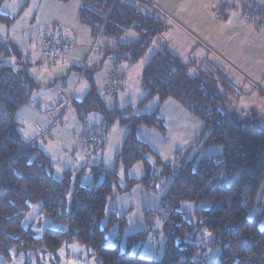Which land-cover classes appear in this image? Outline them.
Returning a JSON list of instances; mask_svg holds the SVG:
<instances>
[{
    "label": "trees",
    "instance_id": "1",
    "mask_svg": "<svg viewBox=\"0 0 264 264\" xmlns=\"http://www.w3.org/2000/svg\"><path fill=\"white\" fill-rule=\"evenodd\" d=\"M5 1L0 0V23L10 27L16 16L1 13ZM80 2V23L92 29L94 39L100 33L99 41L102 37L117 40L116 55L131 64L139 61L165 30L164 18L148 0ZM130 30L138 34V40L118 41ZM94 53L86 65L68 69L78 70L89 84L87 94L81 100H73L70 108L81 120L91 112L98 113L102 116V130L116 121L128 130L116 157L117 165L128 170L142 162L144 176L140 182L147 190H155L162 180H170L161 202L167 212L162 257L158 261L143 259L105 246L107 227L101 228L100 224L106 215L107 201L118 187L116 169L94 166V178L102 177L95 187L83 186L73 170L64 171L63 177L56 179L50 158L38 142L22 139L15 113L29 103L34 92L49 88L56 81L43 84L30 73L33 67L45 68L42 51L40 59L32 62L24 58L25 53L15 43L0 41V264L10 262L13 255L56 253L69 244L91 250L101 264H200L195 257L204 248L193 241L194 230L199 228L213 235L207 247L221 248L218 260L212 264H264V128L256 115L240 119L231 111L229 96L238 99L241 95L235 83L216 70L212 72L220 75L218 79L203 73L192 77L188 70L193 64L183 62L168 49L160 50L149 60L140 80L145 92L142 104L152 99L159 103L174 99L203 123L198 140L204 146L222 147L220 156L184 160L179 166L164 164L136 134L142 126L164 132L162 120L156 112L136 114L131 105L122 110L109 108L93 80L105 57L92 64ZM104 145L105 142L88 153ZM148 156L154 157L158 173ZM184 201L206 202L210 208L196 211L197 220L192 224L179 210ZM35 204L60 229H46L39 234L31 227H23L24 216ZM256 205L263 209L248 219ZM118 220L111 212L108 226ZM119 221L124 228V219ZM137 236L142 238L144 233Z\"/></svg>",
    "mask_w": 264,
    "mask_h": 264
},
{
    "label": "rangeland",
    "instance_id": "2",
    "mask_svg": "<svg viewBox=\"0 0 264 264\" xmlns=\"http://www.w3.org/2000/svg\"><path fill=\"white\" fill-rule=\"evenodd\" d=\"M80 0H7L1 7V13L16 16V20L13 25L6 26L0 23V41H11L18 45L22 52L25 53V59H29L32 62L40 59L42 51V39L48 35L54 34L57 31H61L64 37L72 38V29L81 34L80 28L84 26L77 22V15H79L78 4ZM222 3H231L227 0ZM242 5L248 6L253 10L257 8L251 3H264V0H243ZM215 2V0H202L201 13L199 15L204 18V14L210 16V11H203L205 7ZM197 15V14H196ZM195 15V16H196ZM194 18V17H193ZM192 21L188 24L185 23L184 28L194 34ZM173 22V21H172ZM173 24V23H172ZM213 24H211L212 26ZM193 26V27H192ZM209 27V24L206 26ZM85 28V26H84ZM176 28V27H174ZM71 30V33H70ZM188 34V33H187ZM185 35L181 30L174 29L169 35L174 37L177 45L181 46V42L184 41L188 44L185 49L175 51L183 59L185 63L196 60L201 52V47L198 43L192 40V37ZM167 34V36H169ZM94 39V38H93ZM72 41V40H70ZM93 41V40H92ZM180 41V42H179ZM80 43V40H79ZM78 43V44H79ZM100 44V41L97 45ZM198 45L197 54L191 51L192 47ZM77 45V44H76ZM98 47V46H97ZM162 48L157 47L156 44H152L148 52L136 63H118V67H123L125 71L124 79L119 80L121 89L114 97L105 94L103 76L107 73V70L117 69L112 64H106L105 67L100 68L94 76L95 86L100 93L101 97L109 108L122 110L128 105L134 108L136 114H150L156 112L158 117L162 120L165 131L160 132L154 128L140 127L136 134L137 138L146 143L151 150L160 158L164 164H173L179 166L181 161H193L199 160L203 157H216L222 154V147L219 145L204 146L203 141L200 139L203 131V123L195 116L188 113L182 105L176 102L174 99L169 98L159 103L158 100L152 99L151 101L142 104L145 98V92L140 86V80L143 69L151 57L159 52ZM178 49V48H177ZM204 53V49H202ZM75 52L69 50L65 55H70ZM207 60L213 58L208 51H206ZM253 53V52H252ZM96 54H93L92 61L95 60ZM84 55L80 56L82 58ZM86 57V56H85ZM85 57L80 61L71 59L68 57H62L57 63L58 68L64 64L63 67L68 65L83 66L85 63ZM68 61H71L68 62ZM54 66V68H56ZM43 67H33L30 73L37 81H44L47 83L53 81L52 72H46ZM210 68L205 65L193 64L190 66L188 72L192 77H197L200 74L214 75L213 78L218 79L220 75H216ZM219 73L224 76L236 77V75L226 74V67H219ZM46 72V73H45ZM124 73V72H123ZM78 73L75 71L70 72L68 79L70 83L67 85L71 88L77 81ZM239 81L234 80L235 86H239ZM75 95L77 98L82 97L88 91V86L85 82L77 85ZM54 88L56 90H54ZM70 88V87H69ZM247 89V88H245ZM68 86H65L60 90L58 85L53 84L50 89L51 93H54L55 98L59 91L66 92ZM35 93V92H34ZM33 93V94H34ZM36 95L30 99L29 103L21 107L15 113V120L20 124L21 137L25 142H30L35 137L40 135L37 127L44 128L48 123L45 116V111L41 106L42 103L36 104L38 109H34L33 106L29 107L32 99L34 100ZM231 111L236 113L240 119L250 118L251 114L248 112L249 108L258 109L264 111V102H261L260 98L256 95V92L252 91L248 96H244L241 99H235L229 96ZM37 103V101L35 102ZM74 112V111H73ZM72 111L68 115V120L65 121L60 134H55L59 127L53 128L45 137L38 139V146L46 152L50 158V163L53 167V176L56 179L63 177V172L66 170H73L76 176H80V183L83 186L95 187L98 186L102 177H95L91 173L92 168L97 165H102L107 169H116L118 174V187L114 189V195L110 197L106 204V215L101 220V228H106V242L105 246L111 248H118L121 252H126L130 255H137L143 259H149L158 261L161 259L164 252L166 236L163 230V223L166 219L167 212L161 207V202L164 194L166 193L169 181L162 180L155 190H147L142 184L141 180L144 176V166L142 162L135 163L128 170H124L120 164L117 165V159L123 142L126 138L128 130L119 124L118 121L108 128L101 129L102 116L96 112H91L86 115L83 120L79 119L76 112V116ZM75 120L73 119V116ZM47 117V118H46ZM66 118V119H67ZM52 120V118H51ZM85 120V122H83ZM261 126L264 128V117L260 118ZM95 126V128H93ZM86 133L93 135L95 133H101L105 137L104 147L96 150L93 154L86 156L83 149L84 138L82 147L80 144L74 141V129L78 130L85 128ZM73 130V132H72ZM85 133V134H86ZM148 160L158 173L160 170L154 165V157L148 156ZM128 180H133L135 183L132 185ZM120 188L121 190H118ZM126 189V190H125ZM261 202H264V194L261 196ZM210 208V204L206 202H187L184 201L180 204L179 210L184 214L185 219L189 223H196L197 217L196 211ZM264 208V207H263ZM261 206H255L248 215V219H252L254 215L259 213ZM113 212L120 220L124 219L125 227H121V223L118 220L115 224L108 226V216ZM23 227H31L39 234L46 229L58 228L59 225H55L50 219L46 218L40 213V205L35 204L31 207L29 212L24 216L22 221ZM144 233L142 238L137 235ZM134 237V239H133ZM213 240V235L207 230L199 228L194 230L193 241L198 244L201 250L195 257V260L200 264H212L216 262L221 253L220 247L209 248L208 244ZM5 264H101L99 259L91 252V250L77 245L69 244L63 245L56 253H48L41 255L40 253H28L13 255L12 260Z\"/></svg>",
    "mask_w": 264,
    "mask_h": 264
},
{
    "label": "crops",
    "instance_id": "3",
    "mask_svg": "<svg viewBox=\"0 0 264 264\" xmlns=\"http://www.w3.org/2000/svg\"><path fill=\"white\" fill-rule=\"evenodd\" d=\"M148 1L161 13L162 17L164 18L165 25L164 32L161 35L157 36L153 40L151 45L156 44L157 47H161L162 49H168L173 54L178 56L181 60H183L175 51L185 49L188 44H186L183 39V41L181 42V46L177 45L174 40V37H171L169 33H171L174 29L181 30L185 35L188 33L189 36L192 37V40H194L195 43H198L201 47V52H199L198 54L196 53L198 52V45L196 44L194 47H192L191 51L199 56L196 60L190 61L189 64H198L200 66L205 65L211 70H216L217 72H220L219 67H226V74L228 73L231 75H236V77H226L233 82L234 80L239 81V86H237V89L241 95L238 99H241L244 96H248V94H251L252 91H255L256 95L258 96V98H260L261 102H264V25H258L255 21L246 19L244 17L242 12L239 10V6L242 5V2L244 3L245 1L227 0L231 2L230 4L232 8L224 17H221L218 14V9L221 4L220 2L223 1L215 0V2L204 8L203 11H210V16L204 14V18L199 15V13H201V3L199 2L202 0ZM251 4H253L261 13H264L263 2ZM81 5L82 3L79 1L77 13L79 12ZM192 18V24L194 25V27H192L195 35L189 33L186 28H184L185 23H190L192 21ZM77 22L81 24L79 21V15H77ZM208 24L209 27L207 28L206 26ZM211 24L213 25L211 26ZM84 26H81L83 28H80V30H82L81 34H79V32H77L76 30L72 29L73 37L67 38L69 41L72 40V42L75 44V52L68 55L70 57L69 60L73 59V61H80L81 59H83V57H85L87 54L89 46H91V44L94 42L92 29L88 26H85L84 28ZM167 34L169 36H167ZM138 37L139 36L136 32L130 30L127 31L118 41L122 43L135 42L136 40H138ZM151 45L149 49L151 48ZM116 49L117 40H112L106 37L100 38V44L98 45L97 51L95 52L97 53L96 58L94 61H92V64H98L100 59H102V57L104 56L105 60L99 68L105 67L108 63L112 64V66L118 68V71L117 69H114V72L116 73L118 79L121 80L125 77V71H123V67L120 71V68L117 64L120 63L122 65L123 63L129 62L126 60V58L124 60L119 59L118 55H116L115 53ZM202 49H204V53L202 52ZM148 50L146 51V53L148 52ZM206 51H208V53L213 56L212 59H206ZM82 55L84 56L80 58V56ZM68 56L65 55V57ZM68 62L71 63V61ZM56 66L58 67L57 64ZM60 66L61 68L58 69L57 67H52L50 69L45 70L47 73L52 72L53 81H49L47 83H43L44 81L40 82L43 84H49L51 82L56 81V85L60 87V90L65 86H68V90L66 92L59 91L55 98L53 97L54 93L50 92L52 86L49 88H42L32 94L31 98L33 97V95H36V98L34 100L32 99V102L29 107L33 106L34 109H38L36 104L42 103L41 106L45 111V116H50V118L46 117L48 123L44 128L37 127V130L40 132V135L38 137H35L30 142L38 141L39 138H42L40 136L45 137L53 128L56 127H59V129L57 132L55 131V134H60L65 121L68 120L67 117L70 112L74 111L73 113L76 116L75 110L73 108H70L71 102L75 99L81 100L89 91L88 82L83 78V76L79 73L78 70H72L78 73L75 85L72 88L71 86L67 85L68 83H70L67 77L70 74L68 69L73 65L70 64L68 66L63 67L64 64H62ZM109 71L112 70H107V73L105 74V76H103V82H105L106 76ZM62 77L63 79H61ZM82 82L86 83V85L88 86V91L82 97L77 98L75 95V90L78 87L77 85ZM54 90L56 89L54 88ZM64 99H70L71 101L68 107L65 109L64 113L61 114V109L65 105ZM36 101L37 103H35ZM248 112L251 115H256L259 120L261 117H264V111H259L258 109L249 108ZM56 118H58V122L54 123V120ZM73 119L75 120L74 116ZM93 128H95V126H93ZM74 131V141H76V143L80 144V146L82 147L83 137L85 131H87L86 127L78 130L74 129ZM83 149L85 150L86 156H88L89 153L87 152L84 144Z\"/></svg>",
    "mask_w": 264,
    "mask_h": 264
},
{
    "label": "built area",
    "instance_id": "4",
    "mask_svg": "<svg viewBox=\"0 0 264 264\" xmlns=\"http://www.w3.org/2000/svg\"><path fill=\"white\" fill-rule=\"evenodd\" d=\"M230 3H222L218 9V14L224 17L231 10ZM239 10L242 12L246 19L255 21L258 25H264V13L259 10H253L248 6L240 5ZM100 33L94 39V42L89 46L88 52L85 58V65L89 61L92 53L97 50V44L99 41ZM75 48V44L72 41L66 39L61 31H57L54 34L48 35L42 39V61L46 69L54 67L59 60L65 56L66 52ZM84 66V65H83ZM105 92L107 95L114 97L121 89L119 79L114 70L109 71L105 79ZM70 99H64L65 105L61 109V114L70 103ZM58 122V118L54 120V123ZM105 142V137L101 133H95L93 135H87L84 138V145L87 152H90L97 147L101 146Z\"/></svg>",
    "mask_w": 264,
    "mask_h": 264
}]
</instances>
